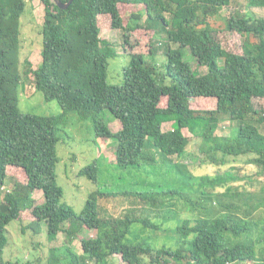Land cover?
<instances>
[{"label":"trees","instance_id":"obj_1","mask_svg":"<svg viewBox=\"0 0 264 264\" xmlns=\"http://www.w3.org/2000/svg\"><path fill=\"white\" fill-rule=\"evenodd\" d=\"M41 1L45 7L39 28L42 61L34 69L30 61H22L21 19L29 10L27 0H0V264H42L35 257L5 259L8 226L22 221L26 211L32 220L22 225V232L30 229L38 235L45 226L50 242L61 233L71 236L77 229L98 230L95 237L81 240L83 254L67 246L53 247L44 264H111L113 256L127 264H264V255L259 254L264 251V220L225 214L162 229L137 216L108 218L101 205L102 200L118 195L116 188L123 194L154 199L163 194L182 196L179 188H165V183L173 172L179 181H187L194 165L171 158L182 159L188 153L191 138L184 130L201 138L200 150L213 163L225 166L247 156L246 163L259 169L260 175L255 189L242 192L263 194V198L248 195L256 207L264 205V104L258 107L264 102V18L247 13L226 21L229 31L244 37L242 52L236 53L205 48L209 45L195 29L206 26V32L210 31V21L232 0H74L68 9H61L54 0ZM250 4L264 8V0ZM122 5L141 10L126 20ZM100 19H107V24H100ZM108 26L127 35L142 29L165 33L163 47L168 49L162 63L156 44L148 53L132 46L122 84H109L110 60L125 56L113 42L101 38V28ZM28 73L44 99L59 104L61 114L20 112L19 87ZM163 97L169 102L165 108L160 107ZM194 98L204 99L211 109H192L190 99ZM70 115L87 123L95 139L113 140L116 147L115 162L104 165L106 171H101L100 161L79 170L78 177L97 187L80 213L64 202L65 192L58 184V144L60 134L72 128ZM224 120L238 128L236 136L215 135ZM111 121H119L121 130L113 132ZM169 122L172 128L164 131L163 125ZM10 166L21 170L26 181L4 192ZM124 175L134 176L128 178L131 187L116 184ZM148 176L158 178L148 181L146 187L152 185V189L132 188ZM216 182L208 180L211 185ZM36 192H42L43 203L34 200ZM159 232L169 244L158 246L154 236Z\"/></svg>","mask_w":264,"mask_h":264},{"label":"rangeland","instance_id":"obj_2","mask_svg":"<svg viewBox=\"0 0 264 264\" xmlns=\"http://www.w3.org/2000/svg\"><path fill=\"white\" fill-rule=\"evenodd\" d=\"M251 0H232L231 5L221 10L219 15L210 21L209 29L206 32V26H197L195 29L201 32L198 34L205 42V46L209 48H223L229 52H242V44L244 37L239 34L231 32L227 29L226 21L233 15H246L247 13L264 18V8L252 7ZM28 12L22 17L21 27V41H22V61L28 60L32 63V67L38 68L42 61V36L39 33V28L42 26L45 16V7L41 0H27ZM141 10L139 7L121 6L123 17L127 20L131 14ZM108 20L99 21L105 26ZM127 24V23H126ZM101 25V26H102ZM101 38L107 39L115 44V47L124 58L119 57L111 59L109 64L108 83L112 85L122 84V71L128 65L130 58L126 57L132 51V46H138V52L150 51L151 45L156 44L159 51V63L164 59V50L168 47H163V42L166 40L165 33L156 32L153 29L137 30L133 34H126L123 30H115L111 26L101 28ZM129 39V41H127ZM138 40V42H137ZM170 45V44H169ZM173 49L177 48L176 44H172ZM190 55H193L191 46L188 45ZM134 52V50L132 51ZM130 54V53H129ZM23 73L26 69L22 66ZM206 72L205 68L200 69ZM29 74V73H28ZM20 95L18 106L23 114H37V115H54L61 114L62 109L56 101L47 102L43 94L35 89L34 79L29 74L23 75V81L19 87ZM168 98L163 97L160 102V107L165 108L168 104ZM264 104L261 103L258 105ZM191 108L194 110H210L211 106L202 98L190 99ZM214 106V105H213ZM107 119L113 118L106 114ZM72 128L60 134L61 141L58 144V155L61 157V162L57 167L58 184L64 189V202L71 206L77 213H80L85 206L90 192L95 188L91 181L85 177H78L77 174L81 168L100 161L102 167L101 171H106V166L115 162V144L113 140H104L101 138L95 139L94 133L90 126L80 121L75 115L69 116ZM113 132L121 130L122 125L119 121H111L109 124ZM172 128V123L163 125V130L167 131ZM238 128L231 124L228 120H224L218 124L215 131L216 136H236ZM66 132V134H65ZM186 136L191 138L188 146V153L186 157L178 159L172 156L173 162L179 163H193L190 171L187 173V181H179L175 173L169 174L165 188L180 189L182 196L179 195H159L156 199L154 197H143L137 194H123L120 189L116 188V196H110L106 201L101 202L105 215L110 218L123 219L128 216H137L150 220L153 224H158L162 229L176 228L178 224L185 220H191L193 223L198 219L217 218L225 214H232L241 219H258L262 222L264 220V205L256 207L257 202L249 197L263 194L255 192H242L253 190L258 184L259 169L246 163L247 156H239L234 163H227L228 165H221V163H213L206 159L204 153L201 152L200 147L201 138H196L184 130ZM154 151V150H153ZM152 151V152H153ZM221 157L222 153L217 154ZM250 157H254L250 155ZM189 159V160H188ZM161 159L158 160L160 162ZM8 169L9 175L4 187V192H10L18 182H25V174L12 166ZM150 168V167H148ZM238 172L240 175H238ZM141 174V173H140ZM246 175V179H241V176ZM264 174L262 173V176ZM146 174H141L144 178ZM134 178L133 175H124L121 180H116L122 187H129V179ZM228 178V179H226ZM153 176H148L142 180V185L138 183L132 188L148 190L152 189V185L147 188L148 181L155 182ZM224 179V180H222ZM210 181H218L214 185L208 184ZM161 182V180L159 179ZM163 184V182H161ZM182 184L184 186L182 187ZM264 184V180L262 182ZM131 187V185H130ZM231 188H235L231 190ZM119 192V193H118ZM151 193V192H150ZM153 194V193H151ZM184 196V197H183ZM34 200L38 203H43L44 198L42 192L34 193ZM35 201V203H37ZM195 203V205H192ZM32 215L30 211L23 212L21 215L22 221H13L8 226V246L6 249L5 259L14 260V258H22L27 260L30 257H35L45 263L47 257H51L53 247H69L68 249L78 254L82 253L81 240L95 237L98 230L84 231L85 229L75 230L71 236L66 233L59 234L57 240L50 242L46 237V228L43 226V232L36 235L27 229L22 232V225H27L31 222ZM179 222V223H178ZM68 228V226L66 227ZM87 230V229H86ZM150 232H144L149 234ZM158 246L164 242L169 244L168 239H164L159 232L154 236ZM51 251V252H50ZM260 256L264 251L259 253ZM111 264H127L120 261V257L113 256ZM39 264V263H37ZM88 264H95L90 262ZM175 264V262H171Z\"/></svg>","mask_w":264,"mask_h":264},{"label":"water","instance_id":"obj_3","mask_svg":"<svg viewBox=\"0 0 264 264\" xmlns=\"http://www.w3.org/2000/svg\"><path fill=\"white\" fill-rule=\"evenodd\" d=\"M54 1L61 9H68L74 0H69L68 2H62L61 0H54Z\"/></svg>","mask_w":264,"mask_h":264}]
</instances>
